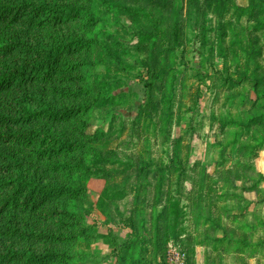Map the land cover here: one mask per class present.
Listing matches in <instances>:
<instances>
[{
    "label": "rangeland",
    "instance_id": "1",
    "mask_svg": "<svg viewBox=\"0 0 264 264\" xmlns=\"http://www.w3.org/2000/svg\"><path fill=\"white\" fill-rule=\"evenodd\" d=\"M30 3L49 10L1 18L0 36L90 45L49 69L0 56V114L22 120L0 135H27L0 142V179L81 191L6 206L15 184L0 189V256L264 264V0H0Z\"/></svg>",
    "mask_w": 264,
    "mask_h": 264
},
{
    "label": "trees",
    "instance_id": "2",
    "mask_svg": "<svg viewBox=\"0 0 264 264\" xmlns=\"http://www.w3.org/2000/svg\"><path fill=\"white\" fill-rule=\"evenodd\" d=\"M48 6V4H42V5H34V4H25V5H16V4H2L0 5V19H4L7 18L8 16L16 13V14H20L23 13L25 10H27L28 8H34V10L37 11H43L41 9L44 10H49L48 8H43ZM57 9H61L64 10L61 6L56 5L55 6ZM87 45H90V43L85 42L83 40H78L75 42H72L70 44H59V46H54L51 50H44L42 49H34L32 47H30L28 44L26 43H22V42H18L17 40H14L10 37H5V36H0V56H9L11 54H13L15 51L18 50H22L25 53H30L35 55L33 58V69L39 70L42 68L43 63H47V67L48 69L52 66L51 65V61H53L55 59V61L57 60V57L60 54V51H62L63 49H67L71 48V47H85ZM57 55V57H56ZM39 59V60H37ZM48 71V70H47ZM14 74L9 75L10 76H15V77H19L20 83L21 81L24 79V75H25V68H19L17 67L16 69H14ZM46 77L49 75L48 72H46V74H44ZM12 84V82L10 81V79L8 78V76H3L0 77V91H2L4 88L9 87ZM86 109H88V107H84ZM82 108H78V109H73V110H63L60 113L64 114L63 117L67 116L69 113V116L72 114H75L77 112H79ZM52 117H58L60 114L58 112L56 113H52L50 114ZM38 116V113L36 114H31V116L24 120L26 123L30 122V118L34 117L36 118ZM22 122L21 119H11L9 117H5L2 116L0 114V123H19ZM27 135H6V136H2L0 135V142H5L7 141V139L9 137H15V138H23L26 137ZM29 136V135H28ZM29 140V139H28ZM74 144H69V149L74 147ZM6 156H2V154H0V158H5ZM15 184L14 187V191H13V196L12 198L8 199L5 203L6 206L9 204L10 202L15 203L17 201V198L22 194H24V192L28 191V194L31 195V203H34L36 201L37 197H45L48 198L47 195H55V196H60V195H74L76 197L79 196L81 188L80 187H76V188H62V187H47V186H43V185H38L35 184L34 182H29V180L27 179V177L24 175L23 171H19V176L15 181H8L5 182L3 180L0 179V189L4 188V187H9L11 185ZM1 205V204H0ZM54 240V239H53ZM16 257H23V258H27L29 262L32 263H38V264H45L43 263L44 261L48 260H52L54 258H60V256L58 254H45L41 257H36V256H25V255H17L15 257H11L8 255H4V256H0V261L1 262H6L8 260H13V258L16 259Z\"/></svg>",
    "mask_w": 264,
    "mask_h": 264
}]
</instances>
